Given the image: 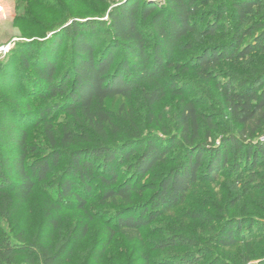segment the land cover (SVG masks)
Masks as SVG:
<instances>
[{
  "label": "trees",
  "instance_id": "16d2710c",
  "mask_svg": "<svg viewBox=\"0 0 264 264\" xmlns=\"http://www.w3.org/2000/svg\"><path fill=\"white\" fill-rule=\"evenodd\" d=\"M9 17L0 3V25ZM15 47L22 68L32 69L21 81L26 95L44 100L28 117L42 124L46 145H27L25 130H16L6 114L0 115V137L17 148L12 158L0 151V264H15L20 257L22 264H73V251L88 235L91 218L85 214L72 225L62 214L72 208L84 213L94 185L99 199H119L124 206L112 227H105L102 255L116 234L139 240L141 228L184 203L200 186L230 181L227 197L236 196L227 200L230 211L242 198L239 189L251 184L244 174L264 178L258 170L264 167V0H119L107 19L74 18L48 35L44 31L31 41L19 40ZM177 51L189 52L183 56L184 71L194 70L220 92L229 120L220 140L212 138L219 129L214 113L199 111L196 102L181 97L170 128L178 138L173 135L165 144L162 137L143 136L133 127L123 141H109L106 127L113 136L119 129L105 108L107 99L135 95L150 119L168 91L182 95L179 75L173 73L183 67L175 62ZM62 111L86 130L82 137L89 145L80 146L66 127L60 133L55 129L56 113ZM28 117L15 121L29 123ZM176 142L181 151L171 156ZM30 154L35 157L27 161ZM121 174L125 179H119ZM150 174L148 183L139 185ZM48 181L52 198L44 201L42 216L56 238L44 241L25 231L12 238L4 226L28 203L36 184ZM147 191V198H135ZM211 210L219 207L208 196L200 208L185 211L192 226L205 224L209 231L190 235L183 225L167 229L154 249L172 254L154 263L233 264L222 253L247 244L243 227L264 234L257 213L220 217ZM141 258L140 264L153 263L150 254ZM251 259L241 258V263Z\"/></svg>",
  "mask_w": 264,
  "mask_h": 264
},
{
  "label": "rangeland",
  "instance_id": "374dc122",
  "mask_svg": "<svg viewBox=\"0 0 264 264\" xmlns=\"http://www.w3.org/2000/svg\"><path fill=\"white\" fill-rule=\"evenodd\" d=\"M119 0H0L5 13L9 15L6 23L0 25V115L6 114L11 122H14L16 130L24 129L26 132L25 143L27 145H46V140L43 134L42 124L37 118H29L28 111H35L38 105L44 103L40 97L32 96L29 98L26 95V88L22 84V80H27L28 73H32V69L25 70L20 64L15 43L19 40L31 41L36 37L43 35L44 31L48 35L50 30L70 23L74 18H102L107 19V11ZM68 39H64V44ZM189 52L177 51L175 54V62L180 63L183 67L174 70L177 73L178 82L183 89L182 95L171 93L168 91L161 102L153 109V115L149 119L147 108L136 98L135 95L129 99L121 96L110 98L105 101V108L111 112L114 125L119 129L118 133L113 136L112 128L106 127L109 135V141H123L129 137L131 128L140 129L145 135H156L162 137V143L169 142V139L175 135L170 128L172 127V119L178 108L179 99L182 97L185 100H192L197 103V108L202 112H213V121L219 126L218 130H214L212 138L214 142L220 140L221 129L229 127L228 111L225 109L224 103L220 96V92L212 83H205L197 77L194 70L188 69L184 71L186 61L183 56H187ZM182 60L179 62V58ZM11 106H17L20 110L11 109ZM54 120L55 129L60 133L63 127L75 135L78 144L82 147L89 145L88 141L82 137L86 131L83 130L76 119L67 115L65 112H57ZM30 119L29 123L20 124L15 121L25 120V117ZM14 118V119H13ZM135 124H131V122ZM0 122H2L0 120ZM1 126V125H0ZM163 127L166 132H162ZM205 129V126H203ZM231 129L236 130L234 124ZM56 131V132H57ZM57 132V133H58ZM90 137H93L91 132H86ZM7 138L0 137V151L5 157L12 158L17 151V148ZM181 151L178 142L174 144L169 155L174 156ZM35 155L30 154L27 161L33 159ZM57 169V168H56ZM54 169V171L56 170ZM259 171H264V167L258 168ZM150 175H146L139 185L148 183ZM16 179V176H13ZM120 180L125 179L122 174ZM243 179L250 180L248 189L240 188L238 196L241 199L235 204L232 210L228 211V205L231 198L236 199L232 194L227 197V191L231 188V182L219 179L216 185L200 186L197 190L188 193L184 203L175 208L163 213L147 226L141 228L139 240H130L125 238L126 235L120 232L116 234L111 244L106 251L100 255L99 250L104 240L105 227L111 226L115 221L117 212L123 209L121 200H105L99 199L101 192L99 187L94 185L91 190L92 198L90 199L84 213L75 208L64 210L62 216L69 220L73 225L85 214L91 218L89 232L86 238L80 242L73 251V264H140L142 261L141 254H150L152 264L154 261H159L161 258H166L172 254L168 249L155 250L154 241L165 235L167 229L172 227H183L185 232L190 231V235L194 233L204 235L207 234L208 225L198 224L192 226L190 220L183 215L185 211L198 209L203 200L211 196L213 201L217 203L219 210H211L212 215L225 217L231 213H242L247 211L249 214L257 213L256 217L259 222L264 223V178L248 177L244 174ZM132 182H135L133 180ZM260 184L261 187L253 186ZM52 189L48 182L36 184L35 191L31 195L28 203L19 206L17 212L10 221V226H4L6 232L13 238L14 235L21 231L29 232L30 235H38L44 241H50L56 238V232L48 229L46 222L42 216V206L44 201H51ZM149 192H144L143 195H136L135 198L148 197ZM208 209V208H207ZM66 225V222H62ZM246 235L247 244L240 243L237 247L229 251H223L222 256L224 261L233 264H256L263 261L264 264V234L253 228L251 234L243 227ZM135 238V236H134ZM200 241V240H199ZM202 243V240H201ZM204 248V246H201ZM177 253V251H175ZM202 258V255L197 254ZM251 257L248 263H241V258ZM229 258V259H228ZM176 261V260H175ZM22 257L18 258L15 264H22ZM200 261L198 264H200Z\"/></svg>",
  "mask_w": 264,
  "mask_h": 264
},
{
  "label": "built area",
  "instance_id": "2783aa9c",
  "mask_svg": "<svg viewBox=\"0 0 264 264\" xmlns=\"http://www.w3.org/2000/svg\"><path fill=\"white\" fill-rule=\"evenodd\" d=\"M3 50V48H0V51H2Z\"/></svg>",
  "mask_w": 264,
  "mask_h": 264
}]
</instances>
